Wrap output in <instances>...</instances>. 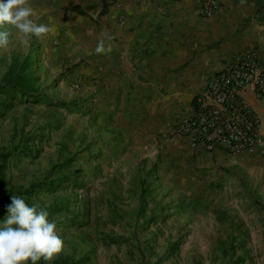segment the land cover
<instances>
[{"label": "rangeland", "instance_id": "obj_1", "mask_svg": "<svg viewBox=\"0 0 264 264\" xmlns=\"http://www.w3.org/2000/svg\"><path fill=\"white\" fill-rule=\"evenodd\" d=\"M2 27L10 39L0 49V82L14 59L34 55L40 100L0 93V152L12 154L0 196L69 177L30 197L62 208L49 218L63 236L62 253L88 256V264H264L261 171L252 174L243 161L205 168L167 147L123 152L74 66L54 57V43Z\"/></svg>", "mask_w": 264, "mask_h": 264}, {"label": "crops", "instance_id": "obj_2", "mask_svg": "<svg viewBox=\"0 0 264 264\" xmlns=\"http://www.w3.org/2000/svg\"><path fill=\"white\" fill-rule=\"evenodd\" d=\"M219 1L212 17L200 14L198 0H31V7L48 26L43 36L54 43V57L69 61L85 82L117 148L154 155L167 147L205 168L243 161L252 174H264L261 154L232 158L223 148L204 154L174 134L195 96L235 57L254 52L264 65V0ZM101 41L105 51L97 53ZM248 96L264 118L253 91Z\"/></svg>", "mask_w": 264, "mask_h": 264}, {"label": "built area", "instance_id": "obj_3", "mask_svg": "<svg viewBox=\"0 0 264 264\" xmlns=\"http://www.w3.org/2000/svg\"><path fill=\"white\" fill-rule=\"evenodd\" d=\"M198 2L203 17L215 16L221 8L219 0ZM248 91L264 108V65L250 51L210 78L206 90L195 96L192 113L173 126L174 134L189 138V145L204 154L223 148L231 156H264V118Z\"/></svg>", "mask_w": 264, "mask_h": 264}, {"label": "clouds", "instance_id": "obj_4", "mask_svg": "<svg viewBox=\"0 0 264 264\" xmlns=\"http://www.w3.org/2000/svg\"><path fill=\"white\" fill-rule=\"evenodd\" d=\"M28 0H0V49L9 44L10 32L3 25L11 24L26 38L40 37L48 31L46 24L33 18ZM105 51L101 41L96 52ZM7 215L0 220V264H39L51 261L64 246L57 223L49 219L46 207L29 203L21 195H13Z\"/></svg>", "mask_w": 264, "mask_h": 264}, {"label": "trees", "instance_id": "obj_5", "mask_svg": "<svg viewBox=\"0 0 264 264\" xmlns=\"http://www.w3.org/2000/svg\"><path fill=\"white\" fill-rule=\"evenodd\" d=\"M35 57L31 55V58L26 61H20L18 59H14L3 79L0 82V93L5 94L10 98L17 99L18 94L23 95L28 100L33 99L34 101H39V91L37 90L36 83L39 80V76L34 75L32 68L34 67ZM20 98V99H24ZM24 150L28 151L24 148ZM28 153H32L31 150ZM12 154L7 152H0V188L5 185L6 182V171L8 160ZM67 178H57L48 182H38L33 183L29 187H22L16 193V195L23 196L30 204V197L34 195L40 189L47 187L52 189H57L60 185H62ZM9 196H0V218L4 217V214L8 211L7 205L11 203V197ZM49 212V218H53L58 213L62 212V208L59 206H49L46 207ZM227 217L224 215L221 216L222 220H225ZM113 242H119L118 238H112ZM91 261V258L88 256H82L80 258H74L70 254L59 252L55 255L53 260L45 261L41 259L39 264H88ZM242 261V260H239ZM243 263V262H239Z\"/></svg>", "mask_w": 264, "mask_h": 264}]
</instances>
